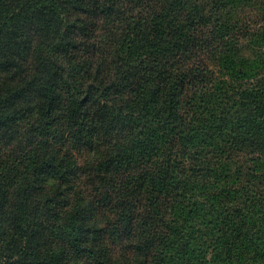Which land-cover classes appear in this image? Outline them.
I'll list each match as a JSON object with an SVG mask.
<instances>
[{"label": "trees", "instance_id": "1", "mask_svg": "<svg viewBox=\"0 0 264 264\" xmlns=\"http://www.w3.org/2000/svg\"><path fill=\"white\" fill-rule=\"evenodd\" d=\"M0 264H264V0H0Z\"/></svg>", "mask_w": 264, "mask_h": 264}, {"label": "rangeland", "instance_id": "2", "mask_svg": "<svg viewBox=\"0 0 264 264\" xmlns=\"http://www.w3.org/2000/svg\"><path fill=\"white\" fill-rule=\"evenodd\" d=\"M212 56H213V55L210 53V56H208L209 59H206V61H207V63H208L209 68L212 69V70L214 71V70L216 69V67H215L216 59H213ZM216 71H217V70H216Z\"/></svg>", "mask_w": 264, "mask_h": 264}]
</instances>
